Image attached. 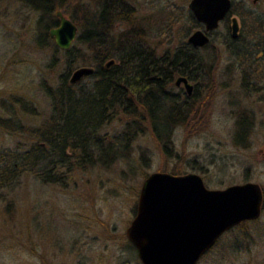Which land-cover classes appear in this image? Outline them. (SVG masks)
Returning <instances> with one entry per match:
<instances>
[{"label": "rangeland", "instance_id": "obj_1", "mask_svg": "<svg viewBox=\"0 0 264 264\" xmlns=\"http://www.w3.org/2000/svg\"><path fill=\"white\" fill-rule=\"evenodd\" d=\"M190 2L131 0L136 32L153 40L158 51L176 46L185 35L189 40L194 32L204 29L189 26ZM232 2L264 18V0ZM79 12L74 8L62 11L70 20ZM236 17L243 36L238 44L256 47V63L244 66L228 52L230 42L222 23L211 34L212 46L198 53L202 63L201 71L197 69L199 96L193 120L189 128L174 130L167 152L146 130L131 148L130 163L138 168L133 173L126 162L118 160L111 169L80 173L64 187L25 176L15 189L0 192V264H141L126 232L135 218L142 186L154 173L197 174L211 190L255 183L264 192V29L258 38L248 40L246 32L241 34L243 21ZM251 19L254 17L246 20L252 27ZM37 20L38 14L22 3L0 0V154L29 149L33 139L27 131L43 126L51 116L46 93L57 89L62 75L70 72L71 78L83 67L66 66L63 53L36 47ZM76 48L73 57L82 54V47ZM181 90L177 87L173 92ZM17 98L30 101L36 116L17 115L18 123L4 121L5 126L1 125V119L10 118L6 110L18 109ZM245 114L252 116L253 126L242 141L244 146H237L236 122ZM113 125L108 129L111 134L121 128ZM22 128L26 134H14ZM247 229L250 242L236 230L199 264H264V206L260 219ZM228 240H235L232 248Z\"/></svg>", "mask_w": 264, "mask_h": 264}, {"label": "trees", "instance_id": "obj_2", "mask_svg": "<svg viewBox=\"0 0 264 264\" xmlns=\"http://www.w3.org/2000/svg\"><path fill=\"white\" fill-rule=\"evenodd\" d=\"M15 1L38 14L34 28L38 49L53 48L65 55L64 65L94 67L95 72L75 85L70 83L71 73L68 72L61 76L57 89L46 93L50 100L51 116L43 126L29 128L27 134L33 139L29 149L0 154V192L8 188L15 189L25 176L33 177L42 184L64 187L74 182L75 176L80 173L86 174L93 168L111 169L118 160L126 162L133 173L138 168L130 163L133 160L131 148L146 134V130L167 152L174 130L189 128L198 103L197 86L191 96L184 90L178 94L173 92L177 88L178 78H187L195 84L199 74L197 69L201 71L202 62L198 53L202 49L188 43L189 35H185L176 46L158 51L153 40L146 38L143 32H136L138 29H135L134 18H131L136 13L134 15V11H130L131 0ZM71 8L80 11L78 15L70 16L78 27V33L81 30L75 45L82 47V54L76 57H73L77 49L74 44L70 50L64 51L50 37V30L60 25L57 12L62 10L68 13ZM236 16L243 21L241 34L246 32L251 41L258 38L264 29V18L249 9H241L239 4L233 2L232 10L223 22L227 29L226 38L230 42L227 45L228 52L245 66L250 61L255 62L253 56L257 49L239 45L242 35L237 39L232 38L230 17ZM251 17H254L253 21L251 19L254 24L252 27L247 25L246 20ZM188 21L190 27L203 28L189 10ZM123 26L125 30H122ZM211 43L203 49L208 50ZM155 45L161 50L160 45ZM112 60H115V64L108 67V62ZM51 64H54V60ZM244 74L245 78L248 77L246 70ZM14 101L18 109L6 110L10 118L1 119L3 126L4 121L15 123L17 115L36 116L30 101L21 98ZM115 123L121 128L111 134L108 129L115 127ZM252 126V116H238L235 134L237 146H244L242 141L249 135ZM23 128L14 134H26ZM145 177H148L147 174ZM256 222H246L232 229L202 260L236 230H240L243 239L250 242L251 232L247 228ZM231 242L227 241L230 248L235 240ZM128 243L137 253L134 245ZM136 261L141 263L139 259Z\"/></svg>", "mask_w": 264, "mask_h": 264}, {"label": "water", "instance_id": "obj_3", "mask_svg": "<svg viewBox=\"0 0 264 264\" xmlns=\"http://www.w3.org/2000/svg\"><path fill=\"white\" fill-rule=\"evenodd\" d=\"M232 7V0H191L189 9L204 29L194 32L188 43L198 49L209 45L210 34L219 29ZM57 17L60 25L50 30V37L61 50H70L78 27L61 11ZM231 23L232 38L237 39L238 18L233 17ZM114 64L112 60L107 66ZM94 72L91 67L79 68L70 83L75 85ZM182 84L191 96L193 85L180 77L176 85ZM263 206V189L255 183L211 190L197 174L154 173L142 186L127 239L137 249L142 264H198L226 233L259 220Z\"/></svg>", "mask_w": 264, "mask_h": 264}, {"label": "flooded vegetation", "instance_id": "obj_4", "mask_svg": "<svg viewBox=\"0 0 264 264\" xmlns=\"http://www.w3.org/2000/svg\"><path fill=\"white\" fill-rule=\"evenodd\" d=\"M189 81V80H188ZM190 82V81H189ZM190 84H192L193 85V93H194V91L196 90V86H195V84H193V83H191L190 82ZM177 86V85H176ZM178 88H180V89H182V90H184L185 91V93L188 95V93H187V90H186V88L183 86V84L181 85V86H177ZM192 93V94H193ZM188 96H190V95H188Z\"/></svg>", "mask_w": 264, "mask_h": 264}]
</instances>
